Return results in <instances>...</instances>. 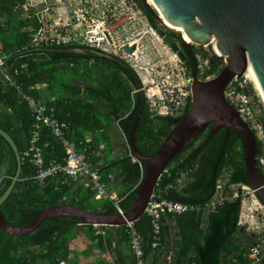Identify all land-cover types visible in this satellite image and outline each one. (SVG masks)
<instances>
[{
	"label": "trees",
	"instance_id": "trees-1",
	"mask_svg": "<svg viewBox=\"0 0 264 264\" xmlns=\"http://www.w3.org/2000/svg\"><path fill=\"white\" fill-rule=\"evenodd\" d=\"M26 1L0 0V57L4 58L8 72L19 69L15 80L21 87L17 91L0 73V128L11 136L21 155L20 176L0 210L7 222L17 227L26 226L40 211L61 203L97 213H115L117 207L109 198L114 192L118 206L127 211L137 198L147 168L133 160L127 144L139 108L138 94L133 93L135 81L119 63L95 53L35 50L84 46H35L32 34L36 19L25 7ZM135 1L148 13L140 0ZM192 51L201 64L198 74L202 79L217 74L224 65L223 56L205 51L203 46L192 45ZM243 91L252 96L253 107L259 109L264 124V107L250 81L245 83ZM23 94L53 108L55 117L67 125V137L89 146L94 162H99L101 157L91 153L92 149L103 143L111 153L115 147L113 139L124 138L117 156L107 157L99 165L104 183H113L111 195L96 199L95 190L61 175L44 182L34 179V167L24 153L29 148L35 121ZM174 119L153 115L145 103L136 127L137 148L145 155H152L176 124ZM226 133L224 127L211 133L209 125L196 139L187 141L165 167L155 192L163 198L202 207L216 193L218 180L224 181V190L232 184H247L241 138L233 128L227 137ZM40 144L46 162L63 161L64 149L47 128L41 129ZM256 144L260 150L259 142ZM15 170L13 150L0 135V195L10 184ZM240 203L238 195L223 201L214 211L199 208L169 216L175 222L177 238L171 264L191 261L206 264L208 259L209 264H250L249 248L256 243L258 235L243 233L238 223ZM134 224L142 238L145 259L156 260L161 244L152 247L148 218L143 214ZM83 226L94 227L80 224L71 216H57L46 219L25 235H8L0 229V264H36L38 260L43 264H58L66 253L69 238ZM123 235L128 243L125 230ZM164 238L163 231L161 243Z\"/></svg>",
	"mask_w": 264,
	"mask_h": 264
},
{
	"label": "water",
	"instance_id": "water-1",
	"mask_svg": "<svg viewBox=\"0 0 264 264\" xmlns=\"http://www.w3.org/2000/svg\"><path fill=\"white\" fill-rule=\"evenodd\" d=\"M140 1L155 19L151 28L191 70V104L188 111L174 119L176 124L159 148L152 155H145L137 148L135 137L145 105L144 92L137 73L126 61L87 47L35 48L44 51L95 53L119 63L132 75L139 97V108L130 128L128 143L133 156L147 168L137 189V198L127 211L97 213L61 203L40 211L26 226L17 227L8 223L0 210V229L6 234L25 235L35 231L46 219L57 216H71L80 224L93 226H124L127 221H137L144 214L145 206L167 164L184 149L187 141L196 139L209 125L211 133L224 127L227 131L226 137L231 128L235 129L243 145L247 185L254 190L256 197L264 205V176L256 161L259 151L256 138L224 94L229 82L240 79L248 70L246 75L264 107V0H153L155 6L147 0ZM165 31L171 32L177 41ZM184 34L189 41L183 38ZM108 39L110 40L109 37ZM177 42L183 46L187 56L180 50ZM192 45H212L215 54L223 56L224 65L217 74L206 79L199 77V63L192 51ZM135 49V43H126L120 48L122 52L131 55ZM0 135L12 148L16 160L14 177L0 195L1 206L20 176L21 155L11 136L1 128ZM206 264H209V259Z\"/></svg>",
	"mask_w": 264,
	"mask_h": 264
},
{
	"label": "built area",
	"instance_id": "built-area-1",
	"mask_svg": "<svg viewBox=\"0 0 264 264\" xmlns=\"http://www.w3.org/2000/svg\"><path fill=\"white\" fill-rule=\"evenodd\" d=\"M25 7L36 19V27L32 34V43L35 46L77 44L112 54L126 61L137 73L144 92L145 103L153 115L178 118L191 102L192 75L176 53L172 51V55L163 59H155L151 65L142 67L138 65V54L143 55L138 44H135L136 49L132 55L121 50L118 53L112 49L109 41L113 40V33L116 35L117 32H114V28L110 25L116 20L119 10L115 0H27ZM145 25L150 34L156 35L151 25ZM129 44L133 43L129 42ZM4 64V58L0 57V73L3 79L20 91V84L15 80L19 69L16 68L11 73L6 70ZM200 67L201 64H199ZM247 71L240 79L230 81L224 94L228 102L237 109L240 119L253 131L256 141L259 142L260 150L256 161L264 176V124L253 107L252 96L243 91L245 83L249 81ZM23 98L35 121L29 139V148L24 153L34 167V179L44 182L61 175L74 181H80L85 187L95 190L97 199L109 196L100 173V164L91 160L89 146L82 142L71 141L67 137V125L55 117L53 108L25 94ZM43 128H47L61 143L65 152L63 161L53 159L49 162L45 161L40 144ZM127 144L129 155L134 161L141 163L133 156L129 143ZM165 171L166 169L163 170ZM223 183L221 179L218 180L216 193L202 207L163 198L154 191L144 209V215L148 218L152 231V247H158L162 242L163 220L166 217L199 208L214 211L223 201L240 195L239 224L244 226L255 224L258 235L256 243L249 248L250 264H261L264 257V205L249 185L232 184L224 190ZM109 198L114 200L117 211L122 213L123 210L117 204L119 199L116 195H111ZM124 228L134 264H148L144 257L142 238L134 222L127 221ZM58 264L67 263L64 259H60ZM189 264L198 263L191 261Z\"/></svg>",
	"mask_w": 264,
	"mask_h": 264
},
{
	"label": "crops",
	"instance_id": "crops-1",
	"mask_svg": "<svg viewBox=\"0 0 264 264\" xmlns=\"http://www.w3.org/2000/svg\"><path fill=\"white\" fill-rule=\"evenodd\" d=\"M91 153L101 157L100 161H97L99 164L105 161L100 153V145L97 149H92ZM78 183L84 186L82 182L78 181ZM115 194L113 192L112 195L115 196ZM124 230L122 226L99 225L92 229L85 226L79 227L69 238L66 253L62 259L67 264H134L133 255L123 235ZM163 231L165 238L161 243L157 259H148V264H171L176 251L174 243L177 238L175 222L170 217L163 220ZM36 264H43V262L38 260Z\"/></svg>",
	"mask_w": 264,
	"mask_h": 264
},
{
	"label": "rangeland",
	"instance_id": "rangeland-1",
	"mask_svg": "<svg viewBox=\"0 0 264 264\" xmlns=\"http://www.w3.org/2000/svg\"><path fill=\"white\" fill-rule=\"evenodd\" d=\"M135 0H119L117 11V18L115 22H112V26L118 25L116 35L113 33V39L116 42V45L120 47L126 43H135L139 45V50L143 52V55L139 56L138 54V65L142 67H147L152 62H155V59H163L166 56L172 55V50L162 43V39L156 34H150L148 27L145 25V21L140 16L135 7ZM138 5V4H137ZM109 24V23H108ZM107 26V25H106ZM159 38H158V37ZM205 51L214 52L212 45L203 46ZM215 53V52H214ZM256 95V93H255ZM257 97V95H256ZM259 101V99H258ZM257 113L259 109L256 108ZM118 131V130H117ZM114 140V149L111 153L106 151L105 145L100 144V153L104 158H112L117 156L118 151L121 150L123 145L124 138L122 136H117ZM122 144V145H121ZM2 172H0L1 175ZM113 183L108 182L106 184L107 194L112 193ZM264 211V208H263ZM243 220V219H242ZM242 226L243 233L246 234H256L257 230L255 224H246L247 226Z\"/></svg>",
	"mask_w": 264,
	"mask_h": 264
},
{
	"label": "flooded vegetation",
	"instance_id": "flooded-vegetation-1",
	"mask_svg": "<svg viewBox=\"0 0 264 264\" xmlns=\"http://www.w3.org/2000/svg\"><path fill=\"white\" fill-rule=\"evenodd\" d=\"M118 1L119 0H115V3H117L118 4ZM142 3V2H141ZM143 5V4H142ZM144 6V5H143ZM135 7H137V11L139 12V14H140V16L143 18V20L145 21V23L146 24H148V25H151L154 21H155V19H154V17H153V15L151 14V12H149L147 9V11H148V13H146V12H144V10L142 9V8H140L138 5H137V3L135 2ZM151 15V16H150ZM116 19V18H115ZM152 19L154 20L153 22H152ZM115 22V21H114ZM110 26H112V25H110ZM118 25H114L113 26V28H114V32H117V28H119V27H117ZM171 38H173V40H175V41H177V39L175 38V36L171 33V32H169V31H165ZM110 42V44L112 45V49L113 50H115V52L116 51H118V53H120V46H118V49H116V47H117V45H116V42H115V40L113 39V40H111V41H109ZM162 43L164 44V45H167L163 40H162ZM178 43V45H179V47H180V50L187 56V52L185 51V49L183 48V46L179 43V42H177ZM167 47L169 48V46L167 45ZM196 143V142H195Z\"/></svg>",
	"mask_w": 264,
	"mask_h": 264
},
{
	"label": "bare ground",
	"instance_id": "bare-ground-1",
	"mask_svg": "<svg viewBox=\"0 0 264 264\" xmlns=\"http://www.w3.org/2000/svg\"><path fill=\"white\" fill-rule=\"evenodd\" d=\"M147 2H149L152 6H155L154 5V3H153V0H147ZM169 26H171L172 28H174L175 29V27H173L172 25H170L168 22H166ZM183 38L185 39V40H187V41H189V38L184 34L183 35ZM212 48H213V46H212ZM214 50V49H213ZM248 69H249V67H248Z\"/></svg>",
	"mask_w": 264,
	"mask_h": 264
}]
</instances>
